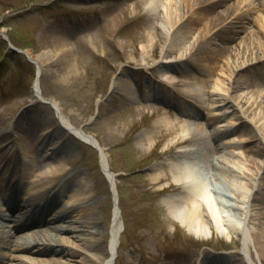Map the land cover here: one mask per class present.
I'll return each mask as SVG.
<instances>
[{
    "label": "rangeland",
    "instance_id": "obj_1",
    "mask_svg": "<svg viewBox=\"0 0 264 264\" xmlns=\"http://www.w3.org/2000/svg\"><path fill=\"white\" fill-rule=\"evenodd\" d=\"M150 1L0 0V33L4 32L15 46L34 55L60 47L62 40L73 44L72 55H67V60L49 55L48 62H52V66L42 76L41 88L45 98L59 103L65 118L74 127L94 135L107 150L124 228L114 264H248L243 253L244 217L240 207L225 209L235 224L234 228L222 224L209 238L201 240L169 213L163 201L166 196L182 190L165 166L168 159L191 157L202 169L203 180L209 188L218 189L213 178L217 176L222 191L230 193L233 182L244 186L248 183L241 177L232 181L225 177L219 168L223 166L222 158L232 153L238 157L233 156L237 163H247L248 158L255 159V154L247 150L263 146L256 139L239 147L236 138L240 133H235L237 125H230L233 120L229 106H217V111L225 112V115L216 117L211 111L210 100H205L202 105L188 96V86L194 81L192 73L197 70L190 64L192 59L179 61L176 58L178 53L172 54L173 58L169 59L174 61L167 65L174 80L167 83L162 78L161 63L157 62L168 41V34L161 25L168 6L167 0H162L157 7H152ZM235 2H222L212 10V15L232 13L229 8ZM208 18L211 17L190 29L186 41H193L196 29ZM233 19L229 18L231 22ZM242 22L247 30L253 29L249 18ZM225 25L220 26L221 30L226 29L223 33L213 32L215 43L208 40L200 43L193 59L198 60L204 52L214 50V54H221L225 60L226 53L224 49L220 51L221 47L228 48L227 55L233 52L244 33L227 31L230 27ZM123 43L133 49L135 61L126 62ZM144 46H148V68L140 65ZM213 61L216 60H210ZM216 62V66L220 64ZM200 72L202 75L197 77L198 80L207 73ZM36 75V65L25 55L11 51L0 35V150L9 146L8 142L17 132L24 140V153L32 163H38L46 153L54 151L58 154L61 173L52 182L55 187L50 193L55 192V199L64 195L76 197L77 185L86 182L93 194V217L98 220L91 231L106 234L104 245L108 250L115 196L101 168L99 153L63 131L50 104L37 102L30 105L28 97ZM252 75L248 70L244 78L250 79ZM119 76L123 82H131L134 97L126 98L121 90L111 92L112 84ZM92 117L96 119L91 121ZM164 117L174 123L166 126ZM177 118L180 122H176ZM219 119L228 126L219 128ZM183 120L185 125L182 127ZM197 126L199 130L196 131ZM148 132L152 134L148 135ZM42 133L45 134L44 142L39 139ZM187 133L189 136L197 133L196 140L188 136L185 142H181ZM227 141L230 143L226 144ZM159 165L165 168V174L162 181L155 182L152 179ZM255 192L263 198L257 203L264 207V187ZM23 193L19 194L20 199ZM71 211L78 214L83 223L86 221L75 205ZM82 237L85 240L92 238L86 234ZM95 238L101 241L102 235ZM76 247L88 254H97L87 250L84 244L78 243ZM0 249L8 255L17 254L7 247ZM260 249V244L251 248V257L256 264H264V252ZM49 256L46 257L51 258ZM73 263L79 264L75 260ZM4 264L16 262L7 258Z\"/></svg>",
    "mask_w": 264,
    "mask_h": 264
},
{
    "label": "bare ground",
    "instance_id": "obj_2",
    "mask_svg": "<svg viewBox=\"0 0 264 264\" xmlns=\"http://www.w3.org/2000/svg\"><path fill=\"white\" fill-rule=\"evenodd\" d=\"M227 1L230 0H167L166 7L168 6V8L166 11L164 10L161 25L168 34V41L162 49L161 59L157 64L161 63L162 78L168 81L167 83H172L174 78L169 74L170 67L167 65L174 61L169 59L173 58L172 54L178 53L176 58L179 61L185 62L192 59L190 64L197 70L194 74L192 73L194 81L188 86V96L194 97L202 105L205 100H210L211 111L216 117L223 118L225 115V112L217 111V106L222 104L229 106L233 120L230 125H237L235 133L238 131L240 133L237 135L239 138H236L239 147L252 143L256 139L263 147L247 150L255 154V159L248 158L247 163L242 161H240L241 164L237 163L233 157L235 155L232 153L226 154L222 158L223 166L219 168L225 177L231 181L236 177H241L248 183L244 186V184L235 185L233 182L230 193L222 191L217 176H213V178L218 189L209 188L200 177L203 176L202 169L195 164L191 157L189 159H168L165 166L171 171L174 183L179 185L182 190L178 194L166 196L163 201L169 213L188 232L201 240L209 238L214 229L218 230L222 224L234 228L235 224L225 209L240 207L244 217L243 253L250 264H256L251 257V248L260 244V250L264 252V207L257 203L263 198L256 195L255 192L256 190L261 191L264 187V0H236L229 8V10H233L232 13L224 15L226 12H218L217 16H213L212 10ZM150 2L152 7L163 3L162 0H151ZM209 16L211 18H208L207 22H202V25L196 29L193 41H186L190 29ZM231 17H234L232 22L229 20ZM246 17L249 18L253 29L247 30L243 24L242 21ZM222 24H226V28L230 27L227 31L232 30L233 33L243 31L244 35L237 41L236 49L234 48L233 52L227 55L228 48L221 47L220 51L224 49L226 53L225 60H222L221 54H214V50L212 53L204 52L203 55L198 53L200 55L198 60H195L196 57L193 59L194 54L199 50L200 43L208 40L213 44L215 43V31L226 30L220 29ZM174 28H176L175 34ZM224 38L227 39V37ZM195 42L196 46L193 47L192 44ZM59 45L61 46L35 55L27 52L29 58L36 63L38 75H44L46 71H50L52 62H48L49 55L61 56L62 60H67V55H72V43L62 40ZM122 47L126 62L135 61L133 49L125 43L122 44ZM147 51L148 46H144L140 64L146 68L149 67ZM210 60L219 61L220 64L216 66L217 62H210ZM198 70L207 72L201 80L197 78L202 75ZM248 70L253 75L252 78L245 79L244 75ZM214 73L216 74L214 75ZM208 84L212 87L210 88ZM111 89L113 93L116 90L123 91L126 98L135 96L131 82L127 80L123 82L120 76L114 80ZM208 92L209 96H206ZM28 99L31 103L41 102L43 99L50 101L62 130L73 135L79 141L88 142L97 148L103 172L108 182L115 188V175L111 172L108 153L104 145L94 135L74 127L65 118L59 103L53 99H45L40 81H35ZM205 108L207 109V107ZM176 122H180L178 118ZM169 123L172 125L174 122L172 120L165 121L166 126ZM184 123L185 120L181 122L182 127L185 125ZM218 123L219 128L228 126L221 119ZM10 126L13 127L12 124ZM198 128L197 126L194 130L197 131ZM150 134L152 132H148V135ZM13 135L11 142H8L9 146H3L0 150V248L7 247L17 254L8 255L0 249V260L8 258L16 264H72L74 260L79 264H114L123 233L118 205L116 204L114 211L107 250L104 245L106 234L98 230L91 231L92 226H96L98 220L93 217L95 204L92 201L93 194L90 193L88 184L84 181L80 182L75 189L76 197L67 195L68 198L61 203L63 206L59 205L53 211L55 201L48 197L54 194L50 193L54 187L50 181L56 180L61 173L58 154L54 151L43 154L44 156L38 163H32L31 158L24 153L22 148L24 145L22 136L17 132ZM188 136V133L183 135L181 142H185ZM196 136L197 133H194L189 137L196 140ZM39 139L44 142L45 134H40ZM229 140L234 141V139ZM230 141L226 143H230ZM235 158L238 157L235 156ZM5 164L6 169L1 170L2 165ZM252 164L257 167H253ZM14 169L18 171H14ZM155 170L152 180L162 181L165 168L159 165ZM23 180L28 183L26 192L20 199L18 190L21 186L23 187ZM45 199L48 200L45 201ZM71 205H75L79 212L87 218L84 223L78 214H72L73 219H68L67 212ZM80 223L83 226H80ZM85 234L92 238L85 240L82 237ZM98 235H102L101 241L95 238ZM78 243L84 244L87 250L96 251L97 254L92 255L80 250L76 247ZM47 255H50L51 258H47ZM54 255H59L61 258H56L58 256Z\"/></svg>",
    "mask_w": 264,
    "mask_h": 264
},
{
    "label": "water",
    "instance_id": "obj_3",
    "mask_svg": "<svg viewBox=\"0 0 264 264\" xmlns=\"http://www.w3.org/2000/svg\"><path fill=\"white\" fill-rule=\"evenodd\" d=\"M2 35H3L4 39H5L6 41L9 42V47H10L12 50H14V51H19V52L25 54V55L28 57V59H29L32 63H34V61H32V60L29 58V56L27 55V53H26L25 50L15 48V47L11 44V42L9 41V38H8L5 34H2ZM93 119H96V117H93ZM87 144H89V143H87Z\"/></svg>",
    "mask_w": 264,
    "mask_h": 264
}]
</instances>
